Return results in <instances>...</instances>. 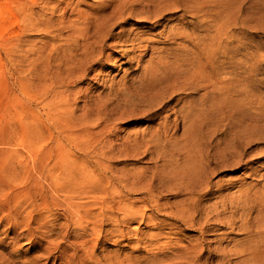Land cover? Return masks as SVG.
<instances>
[{"label": "rangeland", "instance_id": "374dc122", "mask_svg": "<svg viewBox=\"0 0 264 264\" xmlns=\"http://www.w3.org/2000/svg\"><path fill=\"white\" fill-rule=\"evenodd\" d=\"M136 1L96 61L67 24L112 0H0V204L20 211L0 205L3 264H264V0H176L185 10L162 15V0ZM207 152L210 174L195 173ZM60 157L108 180L109 195L74 198L96 203L81 225L49 183ZM120 201L143 215L120 224Z\"/></svg>", "mask_w": 264, "mask_h": 264}, {"label": "bare ground", "instance_id": "6f19581e", "mask_svg": "<svg viewBox=\"0 0 264 264\" xmlns=\"http://www.w3.org/2000/svg\"><path fill=\"white\" fill-rule=\"evenodd\" d=\"M115 2V4H111V3H109V4H106V6H111L110 8V11L108 12V13H106V14H103V15H96L95 16V19L93 20V21H90V23L89 22H87L86 21V19H84V17H82V19L81 20H83V21H78V20H75V21H70L71 22V24H67V27L68 26H70V25H72L71 27H73L74 29H73V33H77L78 34V36L81 38V43H82V50H84V56H86V55H92V56H89V57H91V58H93L94 60H99L98 58L99 57H101L102 56V52H99L98 54H95V56L93 57V55H94V53H95V51H97L98 49H100L102 46H104L105 44H104V42L107 40V39H109L110 37H111V35H110V30H111V28H112V26L113 25H115V23H120V22H118V20H120V21H123V20H125V19H127L128 18V16H130L132 13H133V9H135L134 7H135V5L137 4V1L136 0H112V3H114ZM191 5V4H190ZM192 7V6H191ZM190 7V8H191ZM201 7V6H200ZM153 8H154V11H156V13L157 14H159V15H162L163 14V12H166V11H173L174 9H176V10H178V9H183V10H185L184 8H182V4H178L177 3V1L176 0H162V2H160V3H157V4H154L153 5ZM189 8V9H190ZM130 9V10H129ZM201 9V8H200ZM98 10V9H97ZM191 10H193L192 8H191ZM102 11H104V9L102 10ZM190 11V10H189ZM197 13V12H196ZM81 17V16H80ZM62 22V21H61ZM69 22V21H68ZM65 23V22H64ZM65 25V24H64ZM66 27V26H65ZM90 29H94L93 31H90ZM120 31H122V30H120ZM75 33V34H76ZM130 34H131V32H130ZM130 34H128L127 36V38L124 40V41H132V40H136V39H134V38H130ZM77 36V37H78ZM118 37H121L119 34L117 35ZM78 40V39H77ZM80 43V42H79ZM104 44V45H103ZM134 44H136L137 45V43H134ZM138 44H140V43H138ZM138 46V45H137ZM133 47H135L134 45H133ZM104 48V47H103ZM203 51V50H202ZM104 52V51H103ZM199 53V52H198ZM163 60H164V58L161 56V57H159L158 58V60L156 61V66H155V68L154 69H159L160 70V68L162 67V65H163ZM167 62V61H166ZM169 63V62H168ZM165 64V63H164ZM179 65H181V63L179 64ZM192 65V64H191ZM172 67V66H171ZM223 67V66H222ZM165 68V67H164ZM168 68V67H167ZM166 68V69H167ZM174 69H175V67H174ZM167 71V70H166ZM165 70L163 71V73L164 72H166ZM175 71V70H174ZM198 71V70H197ZM197 71H195V73L197 72ZM205 71V70H204ZM147 72V71H146ZM150 72V71H149ZM169 72H171V71H169ZM182 72V71H181ZM200 72H201V69H200ZM199 72V73H200ZM218 72V71H217ZM152 73H154V71L152 72ZM199 73H196V74H199ZM181 74V73H180ZM202 74V73H201ZM146 75H148L147 73H146ZM208 75V74H207ZM171 76V75H170ZM176 76V75H175ZM197 76V75H196ZM201 76V75H200ZM199 76V77H200ZM203 76H204V73H203ZM148 77H150V76H148ZM154 77V76H153ZM153 77H151L152 79H153ZM165 77V76H164ZM180 77V76H179ZM186 77V76H185ZM155 78H156V75H155ZM197 78H198V76H197ZM217 78V77H216ZM141 79H142V77H141ZM167 79V78H166ZM171 79V78H170ZM183 79V78H182ZM208 79V78H207ZM214 79V78H213ZM179 80V79H178ZM177 80V81H178ZM197 80V79H196ZM218 80V79H217ZM147 81H148V79H147ZM174 81V80H173ZM181 81V80H180ZM198 81V80H197ZM205 81V80H204ZM141 82V81H140ZM152 82L153 81H151L150 83H151V86H152ZM160 82H161V80H160ZM170 82H171V80H170ZM208 82V81H207ZM223 82V81H222ZM146 83H148V82H146ZM145 83V84H146ZM157 83H159V82H157ZM166 83V82H165ZM173 83V82H172ZM199 83V82H198ZM206 83V82H205ZM214 83V82H213ZM220 83V82H219ZM154 84L156 85V83L154 82ZM179 84V83H178ZM183 84V83H182ZM201 84H203L202 83V81H201ZM162 85V84H161ZM166 85V84H165ZM171 85V84H170ZM209 85H210V83H209ZM214 85V84H213ZM147 86H148V84H147ZM157 86V85H156ZM175 86V85H174ZM182 86V85H181ZM185 86V85H184ZM188 86V85H187ZM191 86V85H190ZM211 86H212V84H211ZM150 87V86H149ZM148 87V88H149ZM161 87V86H160ZM173 87V86H172ZM148 88H144V89H148ZM153 88V87H152ZM157 88V87H156ZM180 88V87H179ZM187 88V87H186ZM160 89V88H159ZM164 89V88H163ZM171 89V88H170ZM177 89V88H176ZM185 89V88H184ZM141 90V89H140ZM183 90V89H182ZM209 90H211V89H209ZM54 91V90H53ZM157 91H158V89H157ZM58 92H59V90H55L54 91V95H56V94H58ZM164 92H166V91H164ZM168 92H169V94H172L171 93V91H169L168 90ZM153 93V92H152ZM151 93V94H152ZM156 93V92H155ZM41 94V93H40ZM154 94V93H153ZM41 96H43V95H41ZM44 98V97H43ZM221 100H222V98H221ZM218 101H220V100H218ZM214 102H215V100H214ZM134 103V102H133ZM222 103H220L219 105H221ZM223 105V104H222ZM225 105V104H224ZM223 105V106H224ZM65 106V105H64ZM66 106H68V105H66ZM213 106V105H212ZM222 107V106H221ZM185 108V107H184ZM224 108V107H223ZM67 109V108H66ZM182 109V108H181ZM218 109H220V108H218ZM186 111H187V109H186ZM198 111V110H197ZM182 113V112H181ZM185 113V112H184ZM188 113H189V111H188ZM195 113V112H194ZM183 114V113H182ZM203 114V113H202ZM196 115H197V113H196ZM90 116V115H89ZM220 116V115H219ZM218 116V117H219ZM224 116V115H223ZM99 117V116H98ZM231 118V117H230ZM195 119V118H194ZM221 119H223V118H221ZM87 120V119H86ZM187 120V119H186ZM191 120V119H190ZM189 120V121H190ZM192 120H193V117H192ZM191 120V121H192ZM201 120V119H200ZM218 120V119H217ZM216 120V121H217ZM83 121V120H82ZM166 120H164V122H165ZM183 121V120H182ZM188 121V122H189ZM190 121V122H191ZM213 121V120H212ZM233 121V120H232ZM74 122V121H73ZM72 122V120H71V123H73ZM189 122V123H190ZM68 123V122H67ZM69 123H70V119H69ZM68 123V124H69ZM83 123V122H82ZM188 123V124H189ZM193 123V122H192ZM198 123H199V120H198ZM201 123H202V121H201ZM235 123V122H234ZM74 124V123H73ZM72 124V125H73ZM167 124V123H166ZM187 124V125H188ZM214 124V123H213ZM216 124H220V122L219 123H216ZM250 124V123H249ZM82 125H84V124H82ZM162 125V124H161ZM160 125V126H161ZM215 125V124H214ZM58 126V125H57ZM75 126V125H74ZM164 126V125H163ZM163 126H162V128H163ZM192 126V125H191ZM80 128H81V126H80ZM158 128H159V126H158ZM165 128H166V126H165ZM253 128H254V126H253ZM161 129V128H160ZM62 129H60V131H61ZM162 130H164V129H162ZM166 130V129H165ZM164 130V131H165ZM168 130V129H167ZM186 130H188V128L186 129ZM182 131H184V129L182 130ZM159 132H161V131H159ZM184 132H186V131H184ZM215 132V131H214ZM164 133V132H163ZM167 133H168V131H167ZM254 133V132H253ZM150 134V133H149ZM160 134H162V133H160ZM250 134V133H249ZM159 135V134H158ZM198 135V134H197ZM150 136H151V134H150ZM150 136H149V139H148V141H155L157 138H159L160 136H153V134H152V138L150 139ZM192 136V135H191ZM193 136H195V135H193ZM226 136V135H225ZM245 136V135H244ZM144 137V139H146L147 137L146 136H143ZM146 137V138H145ZM189 137V136H188ZM247 139L249 138L248 136L246 137ZM192 139L194 140V138L192 137ZM196 139V138H195ZM140 140V139H139ZM139 140L137 139V141H138V143H139ZM158 140V139H157ZM172 140V139H171ZM170 140V141H171ZM175 140V139H174ZM226 140V139H225ZM135 141V140H134ZM147 141V140H146ZM162 141V140H161ZM173 141V140H172ZM192 141V140H191ZM197 141V140H196ZM142 142V141H141ZM151 142V143H152ZM206 142V141H205ZM211 142V141H210ZM216 142V141H215ZM219 142V141H218ZM221 142L222 141H220V144H221ZM228 142V141H227ZM233 142V141H232ZM235 142V141H234ZM241 142V141H240ZM136 143V142H135ZM146 143V142H145ZM149 143V142H148ZM150 143V144H151ZM155 143V142H154ZM154 143H153V145L152 146H154ZM207 143V142H206ZM231 142H229L227 145L229 146V144H230ZM238 143H239V141H238ZM243 143V142H242ZM246 143V142H245ZM248 143H251V141H249ZM140 144V143H139ZM138 144V145H139ZM161 144V143H160ZM197 144V146H198V143H195V145ZM200 145H201V142L199 143ZM205 144V143H204ZM210 144V143H209ZM214 144V143H213ZM219 144V143H218ZM236 144V143H235ZM234 144V146H236ZM241 144V143H240ZM244 144V143H243ZM155 145H156V143H155ZM170 145V144H169ZM202 145H203V142H202ZM216 145V144H215ZM247 145H249V144H247ZM137 146V145H136ZM159 146V145H158ZM161 146V145H160ZM176 146V145H175ZM204 146V145H203ZM208 146V145H207ZM212 146H214V145H212ZM218 146V145H217ZM216 146V147H217ZM231 146H232V144H231ZM246 146V145H245ZM192 147V146H191ZM196 147V146H195ZM205 148H206V146H204ZM221 147V146H220ZM150 148V147H149ZM163 148V147H162ZM161 148V150H163ZM173 148V147H172ZM180 149V146H178L177 147V149ZM193 148H194V146H193ZM192 148V149H193ZM199 148V147H198ZM211 148H213V147H211ZM232 148V147H231ZM238 150L237 151H239L240 153H242L241 152V150L243 149H241V145H237V147H236ZM136 149V148H135ZM176 149V148H175ZM207 149V148H206ZM224 149H228V153H230L231 154V156L233 157V155H236L235 153H234V151L236 150L235 148V150L234 151H232V150H230V148L228 147V148H224L223 147V150ZM240 149V150H239ZM174 150V149H173ZM201 150H202V146H201ZM205 149H203V151H204ZM207 150H209V149H207ZM217 150V149H216ZM245 150V149H244ZM150 151V150H149ZM153 151V150H152ZM151 151V152H152ZM166 151V150H165ZM165 151H163L164 153H165ZM177 151V150H176ZM178 151H180V150H178ZM189 151V150H188ZM196 151H198V150H196ZM213 151H214V148H213ZM212 151V152H213ZM218 151H220L221 152V150H218ZM170 152V151H169ZM169 152H166L167 154L169 153ZM174 152V151H173ZM173 152H172V154H173ZM200 152V149H199V151H198V154H200V156L202 155L201 154V152ZM211 152V153H212ZM214 152H217V151H214ZM224 152H225V150H224ZM127 153V152H126ZM154 153V152H153ZM152 153V154H153ZM166 153H165V155H166ZM171 153V152H170ZM170 153H169V155H170ZM203 153V152H202ZM204 153H205V151H204ZM156 154V153H155ZM158 154V153H157ZM176 154V153H175ZM225 154V153H224ZM160 155V154H159ZM164 155V154H163ZM174 155V154H173ZM172 155V156H173ZM188 155L190 156V154L188 153ZM220 155L221 154H218V157H219V159H221L220 158ZM243 155V154H242ZM166 156H168V155H166ZM187 155H185V157H186ZM188 156V157H189ZM192 156V155H191ZM198 156V155H197ZM211 156H212V158L213 159H211ZM230 156V157H231ZM188 157H186L187 159H189ZM193 157V156H192ZM203 157V156H202ZM206 157H207V161L206 162H204L202 159H200V164L198 163V165H196V166H194V168H193V171L195 172V173H204V174H208V172L212 169V168H210V166L212 165V163H214L213 161H215L216 162V159H214V155H208V152H207V155H206ZM221 157H222V155H221ZM227 157V156H226ZM239 157H241V156H239ZM164 158H165V156H164ZM168 158V157H167ZM172 158V157H171ZM184 158V157H183ZM186 158H184V161L185 160H187ZM195 157H193V159H194ZM198 158V157H197ZM229 158V157H228ZM233 158H235V156L233 157ZM193 159H192V161H193ZM210 159H211V161H210ZM232 159V158H231ZM60 160V161H59ZM170 160V159H169ZM201 160L203 161V163H201ZM233 160V159H232ZM235 160V159H234ZM241 160H242V158H241ZM183 161V162H184ZM188 162H189V160H188ZM195 162V161H194ZM197 162H199V160L197 161ZM48 163V162H47ZM168 163H169V161H168ZM190 163V162H189ZM196 163V162H195ZM194 163V164H195ZM218 163V162H217ZM57 165H60V169H61V172L65 175V177H60V176H58V175H54V178H53V175H52V177H50V180H49V183L52 185V184H54L55 183V181H59V183L60 184H58L56 187L57 188H59V189H61V188H64V195H63V197H64V202H65V204H64V208H65V210L67 211H65L67 214H69V216H71V215H73V217H74V219L77 221V223L79 224V225H81L82 224V218H84V219H86V217H90V216H88V213H89V209H92V207L94 206V204H96V203H94V201L93 200H88V201H86L85 202V204H81V205H78L77 203H76V200L74 201V198H78V199H83V198H86V197H88V198H95V197H97V196H99V195H106L107 193H108V187H107V183H108V180H106V177L103 175H101V174H98V176H95V177H92L91 176V174H92V172L91 171H93V169L92 170H79V172L76 170V167H75V163H72V162H70L68 159H63L62 157H60V159H58V160H55L54 161V163L52 164V166L53 167H55V166H57ZM173 165H175V164H173ZM215 165V164H214ZM45 166V165H44ZM170 166H171V163H170ZM190 166H191V164H190ZM193 166V165H192ZM191 166V167H192ZM52 167V168H53ZM43 168H45V167H43ZM176 168V167H175ZM178 168V167H177ZM51 169V168H50ZM50 169H48V171L50 170ZM190 169V168H189ZM42 170V169H41ZM75 170H76V172H78V174L75 172ZM96 170V169H95ZM173 170V169H172ZM42 172V171H41ZM192 172V171H191ZM211 172V171H210ZM210 172H209V174H210ZM79 173H80V175H79ZM187 173V172H186ZM189 173H190V171H189ZM96 174V173H95ZM188 174V173H187ZM203 174V175H204ZM93 175V174H92ZM181 175V174H180ZM94 176V175H93ZM189 176H191V175H189ZM196 176V175H195ZM197 176H198V174H197ZM208 176V175H207ZM210 176V175H209ZM206 177V176H205ZM178 178H180V177H178ZM189 178V177H188ZM198 178H200V177H198ZM197 178V179H198ZM163 179V178H162ZM162 179H160L161 181H162ZM165 179H167V177L165 178ZM169 179V178H168ZM167 179V180H168ZM184 179V178H183ZM194 179V178H193ZM203 179V178H202ZM206 179V178H205ZM72 181L71 183H72V187H70V186H68V185H65L68 181ZM105 180H106V182H105ZM181 180V179H180ZM192 180V179H191ZM191 180H187L188 181V183L191 181ZM196 180V179H195ZM194 180V181H195ZM178 181V180H177ZM183 181V180H182ZM186 181V182H187ZM167 182V181H166ZM173 182H174V180H173ZM172 182V183H173ZM180 182V181H179ZM186 182L185 183H183V184H186ZM203 182V181H202ZM168 183V182H167ZM167 183H164V184H167ZM175 183H176V181H175ZM178 183V182H177ZM193 183V182H192ZM209 183V182H208ZM183 184H181L180 185V187L183 185ZM200 184H202L201 182H200ZM207 184V183H206ZM47 185V184H46ZM172 185V184H171ZM171 185H169L170 187H171ZM175 185V184H174ZM173 185V186H174ZM194 185V184H193ZM65 186V187H64ZM165 186V185H164ZM184 186V185H183ZM182 186V187H183ZM188 186H190L191 187V185H186V187H188ZM198 186V185H197ZM209 186V185H208ZM179 187V186H178ZM181 187V188H182ZM202 187H205V185H204V183H203V186ZM56 188V189H57ZM199 188V187H198ZM207 188V187H206ZM105 189H106V193L105 194H103L104 192H105ZM150 189H152L151 187H150ZM176 189H177V187H176ZM179 189V188H178ZM188 189V188H187ZM187 189H183L184 191H186ZM195 189V188H194ZM197 189V188H196ZM195 189V190H196ZM209 189V188H208ZM79 190V191H78ZM193 190V189H192ZM201 190V189H200ZM77 191V192H76ZM213 191V190H212ZM71 192H76V193H74V194H70ZM197 192V191H196ZM202 192H203V190H202ZM207 192V191H206ZM182 193V192H181ZM187 193V192H186ZM212 193V192H211ZM178 194V193H177ZM202 194V193H201ZM206 194H208V193H206ZM107 195H109V194H107ZM111 195V194H110ZM194 195V194H193ZM203 195V194H202ZM226 195V194H225ZM225 195L223 196V197H225ZM230 195V194H229ZM192 196V195H191ZM196 196V195H195ZM200 197H201V195H199ZM218 196V195H217ZM222 196V195H221ZM231 196V195H230ZM245 196V195H244ZM193 197V196H192ZM197 197V196H196ZM200 197H198V198H200ZM227 197H229V196H227ZM191 198V197H190ZM234 198V197H233ZM235 199V198H234ZM104 200V199H103ZM108 200H110V199H108ZM113 200V199H112ZM123 201V200H122ZM122 201H120L118 204H119V207H117V209H119V211L121 210L122 211V214H123V217H122V220H121V218H120V220H121V222H120V224H124L125 223V225H126V221L128 222V220H124V219H126L125 217H127V216H130V217H132L131 219H133V216H134V218H136V216H142L143 215V213H140L141 211H139L138 210V207H136L137 209H133V210H125V208H126V206H127V204H125L124 202H122ZM126 201V200H125ZM184 201V200H183ZM108 202V201H107ZM106 201H104L103 203H107ZM185 202H187V201H185ZM189 202V201H188ZM103 203H101L102 205H103ZM109 203V202H108ZM114 203H115V201H114ZM191 203V202H190ZM1 205V204H0ZM116 206V205H115ZM184 206V205H183ZM248 206V205H247ZM1 207L3 208V209H5V210H7V213H6V215L4 216V218L5 219H7V220H13L12 219V217L15 215L13 212H15L16 211V214L17 213H19L20 211H18V210H16V209H14V210H12L11 208H9V206L8 205H1ZM109 207H111V209H112V207L113 206H109ZM159 207V206H158ZM250 207V206H249ZM128 208V207H127ZM88 209V210H87ZM129 209H132L131 208V206H130V208ZM202 209V208H201ZM244 209V208H243ZM87 210V211H86ZM114 210V209H113ZM207 211V210H206ZM106 212H108V211H106ZM178 212V211H177ZM182 213V212H181ZM180 213V214H181ZM3 214V213H2ZM111 215H113V211L111 212ZM106 216L107 217H110V212L109 213H106ZM181 216L182 217H184V215L183 214H181ZM191 216V215H190ZM76 217H77V219H76ZM2 218H3V216H2ZM88 218H87V220H88ZM108 219V218H107ZM110 219V218H109ZM108 219V220H109ZM90 220V219H89ZM101 220V219H100ZM103 221H104V219H103ZM102 221V222H103ZM110 221V220H109ZM119 221V220H118ZM185 222H187L186 220H184ZM90 222H97V221H95V220H92V221H90ZM100 221H98V223H99ZM106 222H108V221H106ZM84 223V222H83ZM87 224V223H86ZM41 225H43V224H41ZM41 225H39V226H41ZM258 227V226H257ZM204 229V228H203ZM50 230H52V229H50ZM118 230V229H117ZM255 231V230H254ZM259 231V230H258ZM119 232V231H118ZM262 233V232H261ZM7 244H8V242H7ZM249 248V247H248ZM183 249H184V247H183ZM243 249V248H242ZM246 250V249H245ZM11 251V250H10ZM251 251V250H250ZM195 253V252H194ZM247 253V252H246ZM4 254H8V252L7 253H4ZM195 255V254H194ZM4 255H0V258L2 259V261L4 260ZM2 261L0 260V263L1 264H3L2 263ZM22 264H24V263H22ZM26 264V263H25Z\"/></svg>", "mask_w": 264, "mask_h": 264}]
</instances>
